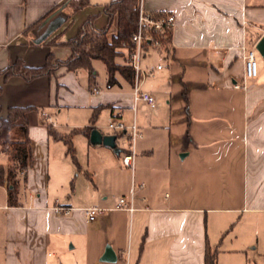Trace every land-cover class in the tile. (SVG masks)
Segmentation results:
<instances>
[{"label": "crops", "instance_id": "obj_1", "mask_svg": "<svg viewBox=\"0 0 264 264\" xmlns=\"http://www.w3.org/2000/svg\"><path fill=\"white\" fill-rule=\"evenodd\" d=\"M64 1L0 0L1 115L6 117L11 106L31 107L26 115L31 159L19 174L12 201L7 176L12 141L20 133L18 127L0 129V167L5 170L0 264H205L207 246H219L212 242L211 229L233 225L250 229L246 239L253 248L252 233H264V58L256 57L258 76L245 79L242 46L255 48L264 36V0H142L146 12L176 17L170 46H148L142 56L154 50L166 60V69L160 63V69L142 68L154 70L142 88L158 75L147 89L158 101L151 110L134 100L132 89L101 91L91 75L89 89L80 87L82 69L61 68L32 80L1 74L19 58L29 66L44 65L48 54L64 60L63 45L47 41L61 32L63 40L74 36L90 15H96L98 28L107 25L104 5L112 0H90L36 42L50 28L46 15ZM58 10L51 18L65 13ZM243 81L246 89L234 87ZM65 106L91 113L69 134L55 122ZM105 109L109 123L120 113L126 128L111 133L98 128ZM132 123L142 134L134 144L133 169L122 161L129 147L118 144L120 136L130 142ZM85 127L117 135L120 152L92 144L93 129L80 131ZM51 130L71 139L75 159L67 142ZM121 198L135 209L117 208ZM56 202L72 207V213L55 214ZM92 205L107 211L88 221L85 209ZM108 246L115 261L102 260Z\"/></svg>", "mask_w": 264, "mask_h": 264}, {"label": "trees", "instance_id": "obj_2", "mask_svg": "<svg viewBox=\"0 0 264 264\" xmlns=\"http://www.w3.org/2000/svg\"><path fill=\"white\" fill-rule=\"evenodd\" d=\"M90 4V0H67L61 3L57 8L50 11L46 16L55 10H64L67 19L79 10ZM142 0H112L104 5V12L107 15L108 23L103 28H98L94 21L96 15H90L78 28L77 33L72 36L61 39L62 32L47 41L48 44L63 45L71 48V55L65 60L57 59L53 54H48L46 63L41 66H29L23 59L19 58L7 67L1 74L8 78L19 75L27 80L40 77L42 75L55 74L59 69L64 68L67 71H77L87 69L90 74L93 72V61L101 60L105 63L108 70V85L113 86L118 82L116 73H119L125 80L134 85L135 69L129 62L130 52L133 50L132 36L138 29L140 9ZM45 16V17H46ZM114 21L117 22V32L110 35V28ZM173 30L165 32H154L163 41L164 47H169L171 43ZM123 58V62H119ZM92 76V75H91ZM0 86V92H1ZM31 107L11 106L7 109V116H2V107L0 106V129L6 125L11 128L18 127L20 137L12 141L13 150L11 152V163L8 169L9 197L15 200L18 188V177L20 172L27 169L31 159L30 141L28 138L27 112ZM98 115L95 111L94 118ZM91 127H85L80 131L88 133ZM78 131V130H75ZM74 131V132H75ZM51 133L58 137L55 131ZM68 144L69 153L75 159V147L69 137L59 136ZM5 180V170L0 167V183ZM205 264H218V249L207 246L205 254Z\"/></svg>", "mask_w": 264, "mask_h": 264}, {"label": "rangeland", "instance_id": "obj_3", "mask_svg": "<svg viewBox=\"0 0 264 264\" xmlns=\"http://www.w3.org/2000/svg\"><path fill=\"white\" fill-rule=\"evenodd\" d=\"M59 13V10H55V12H52L48 15L47 22L52 19L54 15L56 16L57 13ZM56 13V14H54ZM54 14V15H52ZM117 32V22L114 21L110 28V35L112 36ZM62 54H65L67 52V59L70 56V49L67 46H63L59 48ZM259 52H256V57L258 59ZM64 59V60H65ZM119 62H123V58L118 59ZM160 63L162 66L166 69V60L163 54L159 52H155L152 50L150 54L144 59L142 58L140 64L141 68L148 67H156ZM93 72L90 74V71L87 69H82L77 74V80L78 85L80 87H83L84 89H89V77L92 75L95 78L94 85H96L101 91H118L121 88H124V90L132 89L134 92V86H132L131 83H129L127 80H125L119 73H116V78L118 79V82L115 83L113 86L109 87L108 85V70L105 65V63L101 60H94L93 61ZM158 75L156 74L155 77H151L150 79L146 81L143 90L149 92L147 89L151 87L153 82H156ZM167 102V101H166ZM158 106V101H157ZM146 109L151 110L149 106H146ZM145 109V111H146ZM90 110L87 108H71V107H64L62 109V112H57V116L55 115V122L57 124V128L59 131L63 133H70L74 127V124H77L78 122H87L89 119V116L91 115ZM109 113L108 109L102 110L101 115L99 117V120L97 121V126L100 128L103 132H115L114 129H111L107 126L109 124V117L105 116ZM131 113L132 122L135 121V113L133 111ZM104 115V116H103ZM128 116L129 113H128ZM133 125V123H132ZM131 125V126H132ZM119 146H122L124 148L129 147V139L127 136H120L118 139ZM252 230V229H251ZM254 231V230H253ZM251 233L250 229H246L245 227H237L236 225L233 227H229L225 230H219V229H211V238L212 242L219 243L218 246V264H264V241L261 242V239H264V233L261 231L260 233H256L255 231L252 233L253 235V242L254 247L251 248L249 245H247V236ZM263 233V234H262ZM263 235V236H262ZM258 237H260V246L256 247V243L258 240ZM233 249L235 250L234 253H228L225 250ZM236 255V256H235Z\"/></svg>", "mask_w": 264, "mask_h": 264}, {"label": "built area", "instance_id": "obj_4", "mask_svg": "<svg viewBox=\"0 0 264 264\" xmlns=\"http://www.w3.org/2000/svg\"><path fill=\"white\" fill-rule=\"evenodd\" d=\"M176 26V17L174 14L166 11L160 12H146L143 9V6L140 9V17L137 31L132 36V43L134 45L133 50L130 52L129 62L133 65L135 69V81H134V92L133 97L135 101L142 100L146 102L151 109L157 107V99L150 92L144 91L142 86L146 76H154V70L144 71L141 68V58L143 56L144 50L148 46L154 48H163V41L154 36V32H165L167 30H173ZM244 50V63H245V79L256 78L259 74L258 62L256 59V48L247 49L245 46H242ZM161 68V65H158V69ZM235 88L246 89V82H235ZM94 92L98 93V89L94 88ZM120 113H117L116 116L110 121L109 126L115 130H123L126 128V125L120 121L118 118ZM141 132L136 124H133L130 127V146L129 150L123 154L122 161L125 166L134 168V158L135 150L134 144L138 137H141ZM117 208L128 209L133 211L135 208L132 203H128L126 199L121 198L119 200ZM55 214L60 216L70 215L73 208L68 205H63L59 202H56L53 207ZM107 209L98 205H92L85 209L86 219L88 221H94L99 216L105 214Z\"/></svg>", "mask_w": 264, "mask_h": 264}, {"label": "water", "instance_id": "obj_5", "mask_svg": "<svg viewBox=\"0 0 264 264\" xmlns=\"http://www.w3.org/2000/svg\"><path fill=\"white\" fill-rule=\"evenodd\" d=\"M67 19V16L65 13H61L57 17L50 19L49 24L50 28L46 33L41 35L39 39H37L36 42H40L42 39L46 38L56 27H58L63 21ZM47 22V19L44 23ZM256 50L259 52V54L264 58V36H262L258 42L255 45ZM90 140L91 143L94 145L97 144H105L107 146H110L112 148H115L117 152H120V149L117 147V135L115 134H104L101 132L99 129L94 128L91 131L90 134ZM116 255L113 249L108 246L106 248V251L102 257V260L104 261H115L116 260Z\"/></svg>", "mask_w": 264, "mask_h": 264}]
</instances>
